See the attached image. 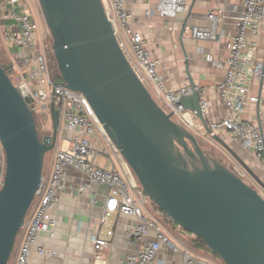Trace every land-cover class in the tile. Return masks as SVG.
Returning a JSON list of instances; mask_svg holds the SVG:
<instances>
[{"label": "water", "instance_id": "obj_1", "mask_svg": "<svg viewBox=\"0 0 264 264\" xmlns=\"http://www.w3.org/2000/svg\"><path fill=\"white\" fill-rule=\"evenodd\" d=\"M39 3L53 39L60 75L56 85L86 97L145 194L223 264H264V198L210 157L202 148L203 138L157 103L120 47L103 1ZM13 69L14 64L0 63V144L6 158L0 189V264H9L41 188L46 154L56 148L62 130L60 111L52 102V135L40 137L27 98L11 80ZM200 102V95L193 94L182 97L178 106L196 112L206 131L201 135L208 140L212 131ZM212 140L264 190V182L227 142L217 134Z\"/></svg>", "mask_w": 264, "mask_h": 264}, {"label": "built area", "instance_id": "obj_2", "mask_svg": "<svg viewBox=\"0 0 264 264\" xmlns=\"http://www.w3.org/2000/svg\"><path fill=\"white\" fill-rule=\"evenodd\" d=\"M102 1L118 43L138 77L167 113H172L178 123L197 133L199 127L196 124V112L185 110L178 106V102L182 97L199 94L200 108L206 119L209 104L203 97L204 87L192 86L187 82L176 89H168L158 72L160 63L151 57L143 36L131 27L133 16L127 7L129 0ZM189 1L159 0L156 13L162 18L174 19L187 11ZM243 6L244 10L237 22V34L228 44L226 77L218 88L230 116L210 123V136L225 129L232 140L239 143L245 151L255 153L264 170V129L259 124L242 119L247 101L258 102L260 99L257 96L248 98L252 81L258 79L264 85V61L255 60L261 32L264 30V0H243ZM146 14L150 15V12ZM39 16L29 0H0V32L6 42L18 48L17 57L21 62L19 69L14 64L10 74L12 82L24 93L33 114L36 113L38 119L44 121L45 127L49 119L50 105L54 102L60 111L61 124L69 133V148L63 150L58 146L56 149L51 171L48 177L44 175L41 188L29 211L30 218H26L16 264H30L31 248L38 235L53 232L57 225L53 211L61 199L59 190L66 168L77 170L87 177L88 183L80 188V192H87L93 186L105 188L102 223H106L115 214L138 222L130 227L126 239L131 244L146 240L144 246L136 254L126 256L120 264H162L158 255L163 248L181 252L183 264H215L209 257L193 254L174 234L176 232L172 234L168 227H164L160 217L156 216L155 207L158 206L145 194L139 182L130 177L128 179L117 165H113L114 155L122 157L86 97L80 92L56 85L59 80L55 79L49 64ZM217 19L216 13L209 12L207 20L210 26L195 27L192 37L199 40L214 39ZM6 22L15 23L18 29L15 30ZM14 73L18 79L16 83L12 79ZM98 158L113 162L112 168L99 166L96 163ZM2 185L3 181H0V189ZM258 193L264 198L261 187ZM97 199L98 194L95 193V204ZM151 232L155 238L147 240ZM108 235L112 236L113 232H108ZM90 242L97 252L110 248L108 239L91 236ZM104 259L105 256L101 258L102 261Z\"/></svg>", "mask_w": 264, "mask_h": 264}, {"label": "crops", "instance_id": "obj_3", "mask_svg": "<svg viewBox=\"0 0 264 264\" xmlns=\"http://www.w3.org/2000/svg\"><path fill=\"white\" fill-rule=\"evenodd\" d=\"M158 2L159 0H129L127 7L133 16L132 29L143 36L151 57L160 63L158 72L165 86L168 89H176L193 81L195 85L204 87L203 97L209 104L206 116L208 125L230 116L218 88L226 77L228 44L237 34L238 18L244 10L243 0H190L187 11L180 13L174 19L162 18L156 13ZM147 12H150V15H147ZM209 12L218 15L215 38L195 39L192 37V30L195 27L210 26L207 20ZM6 24L13 26L15 30L18 29L13 22H6ZM184 26L186 29L182 34ZM0 34L2 36V32ZM4 42L7 54L12 60L11 63L19 69L21 67L19 58L9 52V48H16V46L5 40ZM209 57H211L210 61ZM255 60L264 61V30L261 32ZM252 96L260 99L258 102L247 101L242 119L259 124L264 129V85L258 79H254L251 83L248 98ZM196 124L199 127L197 131L199 134L203 125L199 119H196ZM62 129L63 134L66 132L69 138L64 125ZM217 135L234 149L248 167H250L249 161L242 156L258 160L255 153L245 151L239 143L234 142L225 129H221ZM234 144L243 151L242 156L235 150ZM57 145L61 147L59 141ZM100 159H103L101 164ZM52 161L46 165L45 177H48L51 171ZM113 162V165L118 164L117 166L125 171V175L132 179L120 156L114 155ZM113 162L104 158H98L96 161L99 166L107 168L113 166ZM87 183V177L81 172L72 168L65 169L59 190L61 199L58 207L53 211L57 225L53 232L38 235L31 248L30 264H120L126 256L142 250L146 240L131 244L126 239L130 227L138 222L115 214L106 223H102L105 188L93 186L87 192H80V188ZM95 193L98 194L96 204L94 203ZM156 211L157 213L159 211L163 218L168 219L159 209ZM171 224L175 228L176 235L183 240V244L188 246L193 254L202 257L211 255L205 245L199 241L200 238L181 229L173 221ZM110 231L113 232L112 236L108 235ZM91 236L108 239L110 248L102 252L95 251L94 245L90 242ZM154 238V233L151 232L146 239ZM15 254L11 264H16L18 251ZM104 256L105 259L102 261L101 258ZM158 260L162 264H183V254L163 248L158 255Z\"/></svg>", "mask_w": 264, "mask_h": 264}, {"label": "rangeland", "instance_id": "obj_4", "mask_svg": "<svg viewBox=\"0 0 264 264\" xmlns=\"http://www.w3.org/2000/svg\"><path fill=\"white\" fill-rule=\"evenodd\" d=\"M29 1H30L31 6L40 15L39 16V20H40V23H41V32H43V41L46 43L47 49H48V52H49L50 46L52 48V45H53V39H52V37L50 35V32H49V30H48V28L46 26V23H45V20H44V17H43V13L41 11L39 0H29ZM9 52L12 55H17L18 54V48L17 47L16 48H14V47L13 48H9ZM11 62H12V60L10 59V57L8 56L7 51H6V46H5L4 39L2 38V36L0 34V63L1 64H12ZM53 62H54V65H53L54 69L52 68L53 74H56L57 72L59 73L57 62L55 60H53ZM12 79H13V81L15 83L17 82L18 79H17L16 73L12 74ZM59 80H60V78H59ZM34 117H35V120H36L37 129H38L40 137L43 138L44 136L52 135L53 124H52V120H51V115L49 114L47 127L44 126V121L38 119L36 113H34ZM175 121H177V120L175 119ZM62 130H61V133H60L58 141L60 142V145H61L60 148L63 149V150H67L69 148V138H67L66 132H64V134H63ZM199 134H204V135L206 134V131H205L204 127H203V129L201 131H199ZM206 136L208 137V140L203 138L204 140L202 139V142H201L203 150L210 157H212L213 159L217 160L218 162H220L221 164L226 166L229 170L235 172L250 187H252V188H254V189H256L258 191L260 189V186L256 182V180L231 156V154L226 149H224L220 144L214 142L212 140V137L209 134L206 135ZM234 148L242 156V154H243L242 152L243 151H241L240 148L237 147L236 145L234 146ZM56 149H58V145L56 146V148L54 150H52V151H50V152H48L46 154L45 164H44L45 168H44V171H43L45 176H46V165L48 163H50L54 159ZM242 157L245 160L249 161V166H250L249 168L264 182V170H263V167H262V163L259 160L251 159L250 157H245V156H242ZM120 159L122 160V158H120ZM101 163H103V159H100V164ZM5 164H6L5 152H4V150H3V148H2V146L0 144V181H3V178H4ZM124 164H125L124 166L129 170V171L128 170L127 171L131 174L132 180L137 182V179H136L135 175L132 173V171L129 168V166L125 162H124ZM108 168H112V166H110ZM117 168H119V170L123 173V175H125V171H123L121 167L117 166ZM128 179H130V178L128 177ZM156 209H158V208L157 207L155 208V212H156ZM28 216H30V212H29ZM28 216H27V220H28ZM156 216L160 217V220L162 221L164 227H168L172 234L175 232V228H174V226H172L171 220L169 218L168 219L163 218L161 213H158V215L156 213ZM165 216H166V214H165ZM23 233H24V229H21V231H20V233H19V235L17 237L16 244H15L14 250L12 252L11 258L9 260V264L12 263V261L14 260V256H16L15 253L18 251L21 239L23 237ZM174 234H176V233H174ZM182 243H183V240H182ZM209 258L215 264H223L218 259V257H216V256L210 255Z\"/></svg>", "mask_w": 264, "mask_h": 264}, {"label": "trees", "instance_id": "obj_5", "mask_svg": "<svg viewBox=\"0 0 264 264\" xmlns=\"http://www.w3.org/2000/svg\"><path fill=\"white\" fill-rule=\"evenodd\" d=\"M51 50V51H50ZM47 51H48V49H47ZM48 55H49V64H50V66H52L51 67V69L53 68V65H54V62H53V60H55V58H54V55H53V52H52V48H51V46H50V48H49V52H48ZM56 61V60H55ZM54 69V68H53ZM54 77H55V79L56 80H59V78H60V75H59V73L57 72L56 74H54ZM167 216V215H166ZM167 218H169L168 216H167ZM170 219V218H169ZM171 220V219H170ZM172 221V220H171ZM199 241L202 243V244H204V242L201 240V239H199ZM209 253V252H208ZM210 254V253H209Z\"/></svg>", "mask_w": 264, "mask_h": 264}]
</instances>
